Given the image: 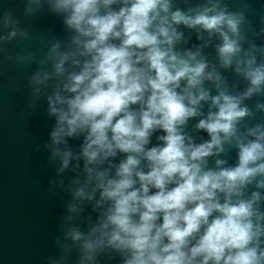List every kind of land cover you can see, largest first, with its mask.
Listing matches in <instances>:
<instances>
[{
  "label": "clouds",
  "instance_id": "9594fccd",
  "mask_svg": "<svg viewBox=\"0 0 264 264\" xmlns=\"http://www.w3.org/2000/svg\"><path fill=\"white\" fill-rule=\"evenodd\" d=\"M173 6V0H53L52 10L74 35L69 50L57 42L49 52L55 75L67 72L47 96L55 118L52 158H59L60 172L83 161L74 197L95 201L99 213L86 234L69 230L82 241L80 264H94L105 249L120 254L122 264H264L262 197L259 191L246 197L250 185L264 189V125L249 129L254 139L247 141L237 128L250 115L242 100L264 91V62L257 65L242 49L243 16L221 0L187 11ZM2 19L5 26L18 23L11 13ZM181 26L199 30L198 40L202 33L218 37L220 66L235 62L250 87L241 95L222 89L200 47L177 48L188 42ZM49 79L39 72L32 78L37 85ZM197 117L195 129L209 137L201 143L185 131ZM157 132L163 135L148 147ZM80 138L74 152L68 141ZM233 141L237 163L216 159L209 167ZM118 154L125 158L114 164Z\"/></svg>",
  "mask_w": 264,
  "mask_h": 264
},
{
  "label": "water",
  "instance_id": "95a60500",
  "mask_svg": "<svg viewBox=\"0 0 264 264\" xmlns=\"http://www.w3.org/2000/svg\"><path fill=\"white\" fill-rule=\"evenodd\" d=\"M205 3L206 0H173V10L179 7L187 11ZM221 3L229 12L242 14V49L251 52L257 65L264 62V0H221ZM52 5L53 0H0V264H80L82 241H73L69 230L86 234L89 220L95 223L99 214L93 210L95 201L81 202L74 197L81 185L73 181L83 182V175H78L82 173L83 161L80 168L70 161L69 167L60 172L59 158H52L49 134L55 118L47 112V96L61 86L67 72L64 77L55 75L49 52L57 42L61 51L69 50L74 35L64 25V16L55 13ZM5 13H11L18 23L5 26L2 19ZM179 30L188 42L177 48L195 51L200 47L201 55L209 62L208 71L214 68L222 77V89L231 95H241L250 87L243 74L237 73L235 62L229 68L220 66L215 51L220 43L218 37L209 39L207 33H202L203 39L198 40L199 30L183 26ZM13 31L15 36L11 35ZM65 68L73 70L70 64ZM37 72L42 79L44 74L51 79L45 85H37L32 80ZM205 87L211 89V95L217 94L214 84L206 82ZM241 106H246L250 115L237 125L238 135L245 141L252 140L254 137L247 135L248 130L264 125V91L242 100ZM208 107L203 105L205 115ZM199 119L189 120L185 129L196 143L209 138L207 133L195 129ZM158 135L163 133H155L148 147L156 146ZM81 143L82 138L69 140L68 146L78 152ZM224 148L219 157L209 159V167L215 166L216 159L226 160L229 166L237 163L235 142L225 144ZM124 158L118 154L113 163L118 164ZM252 191L260 192V207L264 211V189L250 185L246 197ZM69 204H75L78 211L69 212ZM94 264H122V257L105 249Z\"/></svg>",
  "mask_w": 264,
  "mask_h": 264
}]
</instances>
